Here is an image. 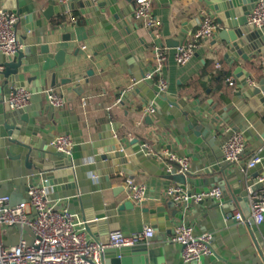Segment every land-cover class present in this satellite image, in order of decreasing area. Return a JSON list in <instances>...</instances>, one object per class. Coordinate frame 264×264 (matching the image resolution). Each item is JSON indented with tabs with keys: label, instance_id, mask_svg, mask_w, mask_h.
I'll list each match as a JSON object with an SVG mask.
<instances>
[{
	"label": "water",
	"instance_id": "obj_1",
	"mask_svg": "<svg viewBox=\"0 0 264 264\" xmlns=\"http://www.w3.org/2000/svg\"><path fill=\"white\" fill-rule=\"evenodd\" d=\"M202 1L211 10V16L222 26L218 43L225 44L233 51L231 54L227 53L232 64L237 62V59L247 61L253 55L264 53V27L255 29L248 24V15L257 0ZM75 4L74 2L66 6L58 4L56 0H48V5L44 6L42 0H0V9L20 15L19 23L24 26L26 32L20 38L24 48L18 55L11 58L0 54V65L4 66L0 71V160L7 157L15 166L14 172L27 177V191L29 186L34 185V180L41 179L50 187L53 198L67 200L70 211L81 207L87 212V209L93 207V212H87L84 218L85 227L92 235L100 233L103 243L109 241L108 226L114 222L118 212L134 207L130 199L121 203L116 199L120 194L117 193V188H113L115 199L105 201L101 191L111 188V184L110 173L103 169L107 168L110 160H118L115 164L121 165L116 172L122 171V167L130 164H143L147 167L156 165L159 174L182 186L189 195L210 192L220 186L223 190L221 199L206 197L197 203L191 199L188 203L176 204L169 198L165 205L150 210L151 225L161 229L164 223L172 225V218H180L186 224L195 221L211 233L214 232L212 255L181 264H264V241L260 234L263 223L256 225L250 218L249 222L235 226L237 220L232 213V210L240 207L244 216L250 217L248 187L259 189L264 186V181L256 183L258 174L254 169L258 167L259 173L264 176V169L260 167L262 163L246 171L239 167L231 168V165L224 161L221 149L222 144L234 132L242 131L258 150L256 155L263 158L264 162V119L259 116L264 108V78L254 86L248 85L247 71L238 65L235 73L239 78L241 90L236 92L231 102L221 108H218V104L213 105L212 99L207 102V106L196 109L195 103L185 104L182 100L169 97L167 93L157 94V90L154 96H151L152 104L156 101L161 106V113H168L175 123V144H168L167 148L170 151L173 148L178 150L182 156L193 157L201 165L200 169H194L187 174L178 173L177 168L169 171L167 164L159 163L155 157H147L141 151L142 142L137 138L130 142L131 147L128 149L118 147L122 138H112L109 127L103 128L104 131L98 135V139L85 140L78 119L73 116L70 129L66 126L67 114L62 111L59 127L65 132H70L76 143L73 155L66 157L49 145L53 135L40 120L41 110L47 113L57 112L59 109L43 103L39 107L31 105L25 109L13 110L10 107L5 98L15 87L32 85V98L41 97V92L54 87L67 94V85L73 84L74 90L79 92L80 82L87 83L90 77L94 76L95 71L88 65L83 74L61 77L64 70L77 64H69L66 58L67 48H58L57 43L50 39L53 31L64 27V22L57 26L52 25L51 28L50 24L55 17L63 21V15L68 10H74ZM80 4L85 13L91 14L99 25L100 22L107 21L108 15L116 19L122 15L119 0H88ZM80 19L77 27L89 23L87 18ZM31 32L33 33L29 42L26 43ZM93 33L94 28H88L83 34L84 39L87 34ZM65 37H71V34L68 33ZM142 77H138L137 81ZM144 83L145 81H140L134 86L135 94L140 92ZM149 118L150 116H147L148 120ZM221 122L230 124L231 130L223 132L220 128ZM180 146L182 150H179ZM88 157L93 158V162L83 164V158ZM95 170H99V183H94L88 177V173ZM4 178L6 173H0V179ZM231 202L235 206L228 210L226 205ZM183 206L191 208V214L185 215ZM207 207L211 211L202 216L201 209ZM169 209H172L171 212ZM212 219L216 226L212 225ZM173 232L174 229L167 230V233ZM236 233L241 234L243 241L250 246L248 252L239 254L235 251L229 239L230 236L235 237ZM155 240L156 237L151 239L149 244L108 248L105 251V264H164L167 249L155 245Z\"/></svg>",
	"mask_w": 264,
	"mask_h": 264
},
{
	"label": "crops",
	"instance_id": "obj_2",
	"mask_svg": "<svg viewBox=\"0 0 264 264\" xmlns=\"http://www.w3.org/2000/svg\"><path fill=\"white\" fill-rule=\"evenodd\" d=\"M82 1L88 0L75 1L76 8L68 10L63 15V21H59L60 19L55 17L52 24H50V28L52 25L57 26L63 22L64 27L53 31L50 39L52 42L57 43L58 48H67L66 58L69 64H77L75 67L64 70L60 75L61 77L66 78L83 74L86 72L88 65L92 66L95 74L90 77L89 82H80L79 92L74 90L75 86L73 84L67 85V94L54 87L65 95L67 99L66 106L57 112L48 111L45 113L43 110L40 111V120L53 137L65 133L59 127L61 113L64 111L67 114L65 117L66 126L71 129L72 118L75 116L78 119L79 128L85 140L98 139V135L104 131L103 128L109 127L108 131L112 138L115 136L122 138V143L118 144V147L128 149L131 147L130 142L137 138L140 142L146 141L152 144L158 153L169 150L167 148L168 144H175L173 137L174 120L169 118V114L165 111L161 113V106L156 101H153L156 113L149 114L147 111V108L152 104L151 96H154L157 90L155 81H145L138 94H135L134 91V83L137 78L144 76L153 67V49L155 46H164L168 49V62L163 71L164 76L168 79L167 95L178 101L182 100L185 104L195 103L196 109L204 105L207 106L210 99L213 100V105L218 104V108L232 101L236 92L241 90L239 78L235 73L238 65L246 69L248 79L253 80L256 84L264 78V53L253 55L247 61L240 58L234 64L231 63L227 53L231 54L230 52L233 51L228 49L225 44L218 43L222 26L212 39L197 50L187 64L179 65L177 63L175 59L176 47L190 38L191 33L200 21L202 12H207L210 15L212 13L202 0H153V13L159 21V26L153 30L146 28L134 19V4L132 1L119 0L122 15H119L117 19L112 15H108L107 21L100 22L101 25L91 14H86L81 8L80 3ZM42 3L47 6L48 0H42ZM72 17H75L77 22L73 23L71 21ZM80 18H87L89 23L77 27L76 24L81 20ZM90 27L94 28V33L93 35L87 34L84 39L83 34ZM17 29L19 38L26 34L24 26L20 23H18ZM32 33L28 34L26 43L29 42ZM68 33L71 34V37L64 38ZM229 77L236 79L234 86L228 84L227 78ZM28 88L32 90V85ZM119 97H122L123 101L116 104ZM84 101H86L85 105ZM42 103L48 104L43 94L41 97L34 96L31 99V105L39 107ZM211 111L213 110L211 109ZM147 116H150L151 119L148 120ZM259 116L264 119V108ZM220 124L223 132L226 128H231V125L225 122ZM178 148L182 150L181 146ZM172 151L180 155L178 150L173 148ZM257 152L258 150L247 139V147L240 164L231 166V168L239 167L241 169V166L245 165ZM189 158L191 172L194 169H200V163L196 162L193 157L189 156ZM116 161L118 160H110L107 168L103 169L110 173L111 184V188L101 191L105 201L115 199L113 188H117V191H119L117 193H120L116 198L120 203L129 199L127 198L125 186L127 178H132L137 183H145L148 188L147 200L142 205L132 201L134 207L119 211L114 217V222L108 226L107 232L120 229L129 234L141 230L145 224H151L152 214L150 210L165 205L169 199L165 193L167 187L177 185V183L167 180L159 174L156 165L147 167L143 164L131 165L128 163L130 166L122 167V171L116 172L121 168V165L115 164ZM0 162V173H6V178L0 179L1 192L9 194L13 203L25 199L28 187L27 179L25 180L26 176L17 175L14 172L15 166L7 157L1 159ZM92 162L93 158L91 157L83 158V164H91ZM260 167L262 170L264 169V162ZM254 169L258 174L255 178L257 181L263 175L259 173L258 167ZM88 177L94 183H99V170L89 172ZM41 183V179L34 180L36 185ZM58 202L60 206L69 208L67 200L59 199ZM234 206L232 202L226 205L228 210H232ZM93 210V207H91L87 209V212L92 213ZM171 210L168 211L171 212ZM182 211L185 215H189L192 209L183 206ZM210 211L211 209L208 207L202 208L201 214L204 216ZM74 212L79 215L81 220L87 214L86 210L84 211L81 207H75ZM237 212H242V209L237 207L236 210H232L233 214ZM220 219L223 220V218ZM182 223L183 221L180 218H172V225L168 226L164 223L161 229L155 228L157 236L154 244L167 249L164 264L186 263L181 257L180 246L166 239L171 235L167 233V230H173ZM211 223L213 226L217 225L213 219ZM242 223L237 220L235 226ZM190 225L193 226L197 234L211 232L195 221L191 222ZM87 233L91 238H101L100 233H95L96 235H92L88 231ZM212 233L214 238V232ZM260 234L264 241V222L263 228H260ZM230 237L229 240L237 253L241 254L249 251L250 246L243 241L241 234Z\"/></svg>",
	"mask_w": 264,
	"mask_h": 264
},
{
	"label": "built area",
	"instance_id": "obj_3",
	"mask_svg": "<svg viewBox=\"0 0 264 264\" xmlns=\"http://www.w3.org/2000/svg\"><path fill=\"white\" fill-rule=\"evenodd\" d=\"M77 0H56L60 5L69 6ZM134 19L148 29H155L159 21L153 13V0H133ZM20 15L16 12L0 9V54L14 58L24 45L20 42L17 25ZM77 22L75 17L71 18ZM248 24L255 29L264 27V0H257L248 15ZM220 28L219 23L209 13L202 12L197 27L190 38L176 47L175 59L179 65L187 64L197 50L208 40L212 39ZM154 63L152 69L139 81L154 80L157 94L166 93L168 79L163 71L168 62V49L155 46L153 49ZM218 66H220L218 64ZM4 66L0 65V71ZM229 85L234 86L236 79L227 78ZM248 85L256 83L247 79ZM133 87V86H132ZM131 87V88H132ZM130 88V89H131ZM46 95L48 104L56 109H63L67 104L65 95L56 88H48L41 92ZM264 95V90L262 91ZM34 92L28 87H15L5 100L13 110L25 109L31 106ZM123 101L122 97L116 104ZM86 101H84V105ZM149 114L156 113L153 104L147 108ZM231 128H226L229 132ZM49 145L66 157L73 155L76 145L70 132L58 134L52 138ZM247 147V138L242 131L234 132L221 146L224 161L229 165L240 164ZM141 151L147 157H155L158 162L165 163L168 170L177 168L178 173L191 172L190 158L177 152L165 150L158 153L149 142H142ZM263 158L255 155L245 165L243 171L256 167ZM264 176L256 183L263 182ZM127 198L142 205L147 200V185L137 183L132 178L125 181ZM166 195L176 204L188 203L191 199L199 202L206 197L221 199L223 190L220 186L210 192L189 195L180 185H170ZM51 189L43 181L41 184L29 186L27 196L19 202L13 203L9 194L0 190V264H105V251L108 248L130 247L143 243H150L157 236V231L151 224H145L139 231L126 234L120 229L108 233L109 241L103 243L100 239L91 238L86 230V221L67 207L59 205V199L51 195ZM248 204L250 217L246 218L242 212L233 215L243 223L250 218L256 225L264 222V186L255 189L248 187ZM167 240L180 246L181 257L185 262L199 260L203 256L212 255L213 233L197 234L190 224L182 223L174 228V232Z\"/></svg>",
	"mask_w": 264,
	"mask_h": 264
}]
</instances>
